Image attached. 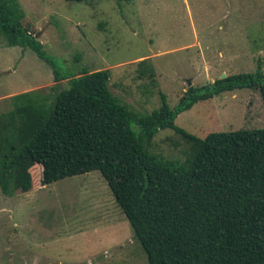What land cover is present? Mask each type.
<instances>
[{
  "label": "rangeland",
  "instance_id": "rangeland-1",
  "mask_svg": "<svg viewBox=\"0 0 264 264\" xmlns=\"http://www.w3.org/2000/svg\"><path fill=\"white\" fill-rule=\"evenodd\" d=\"M27 25L61 70L110 69L111 90L141 114L174 107L192 85L264 67V0H19ZM81 53V59L74 57ZM149 58L154 82L140 76ZM55 83L52 66L31 48L0 37V112L17 93ZM68 80L61 82L66 87ZM176 123L198 136L264 127L257 89L196 103ZM137 129L138 127L135 126ZM186 143L161 129L153 149L183 159ZM6 193L0 186V264H148L133 228L99 170Z\"/></svg>",
  "mask_w": 264,
  "mask_h": 264
},
{
  "label": "trees",
  "instance_id": "trees-1",
  "mask_svg": "<svg viewBox=\"0 0 264 264\" xmlns=\"http://www.w3.org/2000/svg\"><path fill=\"white\" fill-rule=\"evenodd\" d=\"M27 23L19 0H0V37L34 50L52 66L55 83L12 95L0 112L2 190H32L34 166L42 185L99 170L148 264H264V127L201 137L176 123L223 92L257 89L264 103L261 62L253 72L189 86L174 107L160 91L161 106L141 114L113 93L110 69L61 70ZM138 66L141 77L155 81L149 58ZM166 128L186 143L183 159L154 151Z\"/></svg>",
  "mask_w": 264,
  "mask_h": 264
},
{
  "label": "water",
  "instance_id": "water-1",
  "mask_svg": "<svg viewBox=\"0 0 264 264\" xmlns=\"http://www.w3.org/2000/svg\"><path fill=\"white\" fill-rule=\"evenodd\" d=\"M36 37H38V36H36ZM223 77H225V76H223ZM188 83H189V86H192L191 80H189Z\"/></svg>",
  "mask_w": 264,
  "mask_h": 264
}]
</instances>
